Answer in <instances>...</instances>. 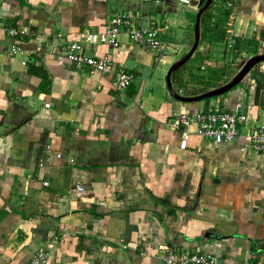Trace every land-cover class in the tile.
Returning a JSON list of instances; mask_svg holds the SVG:
<instances>
[{
  "label": "crops",
  "instance_id": "crops-1",
  "mask_svg": "<svg viewBox=\"0 0 264 264\" xmlns=\"http://www.w3.org/2000/svg\"><path fill=\"white\" fill-rule=\"evenodd\" d=\"M189 1L0 0V264H28L39 247L46 264H163L164 245L264 264V155L244 138L264 124V61L222 95L175 99L166 73L194 41L200 6ZM211 3L213 20L218 9L228 15L212 25L225 40L201 39L200 23L195 51L171 79L181 95L203 86L190 77L201 67L239 70L233 55L253 53H234L236 37L257 40L264 53V0ZM120 12L157 28L165 49L124 33L116 47L80 38ZM12 27L24 33L11 36ZM72 42L107 57L105 69L77 68L66 57ZM12 45L19 50L10 55ZM121 73L132 76L122 91L113 85ZM214 108L248 117L230 142L201 138L195 123L185 138L173 124Z\"/></svg>",
  "mask_w": 264,
  "mask_h": 264
},
{
  "label": "built area",
  "instance_id": "built-area-1",
  "mask_svg": "<svg viewBox=\"0 0 264 264\" xmlns=\"http://www.w3.org/2000/svg\"><path fill=\"white\" fill-rule=\"evenodd\" d=\"M189 3V0H180ZM228 4L230 0H228ZM11 36L23 34V30L9 28ZM124 33L129 39L150 50L161 51L165 49V44L158 38L157 28L143 27L140 21L130 13H115L112 15L108 26L103 31L91 32L83 31L80 38L87 44L106 43L113 47L119 45V36ZM18 46L12 45L8 53H17ZM66 57L75 64L77 68L88 67L93 70L102 71L107 66L108 59H96L83 52L80 42H72L68 45ZM132 82V76L121 73L114 80L113 85L117 90H124ZM248 117L243 113L230 110L210 109L205 112H197L191 115L182 113L173 122L177 127H181L186 138L190 132L189 127L195 123V133L201 138L213 140L216 143H226L233 140L238 134L240 123L247 122ZM246 142L252 148L264 155V124L251 126L244 134ZM55 157L60 158V153H55ZM52 158L48 155V160ZM47 185V182H43ZM81 189V187H78ZM161 260L163 264H228L221 262L215 256L207 253H190L180 251L170 246H161ZM48 251L46 247H39L32 255L28 264H46Z\"/></svg>",
  "mask_w": 264,
  "mask_h": 264
},
{
  "label": "trees",
  "instance_id": "trees-1",
  "mask_svg": "<svg viewBox=\"0 0 264 264\" xmlns=\"http://www.w3.org/2000/svg\"><path fill=\"white\" fill-rule=\"evenodd\" d=\"M204 2H205V0H199L198 1L199 6L200 7L203 6ZM211 6H212V3L201 14V18H200V23H201V27H202L201 39H207L208 41L222 42V41L225 40L226 31L223 28H222L221 31H217L215 29L216 27H213V26H219V24H222V19H224L228 15H227V13L224 10L218 9V13H217L218 17H217L216 20H213L214 14L212 12ZM216 34H219V35H216ZM259 48H260V45L258 44V41L255 40V39H240V38L236 37L234 45L232 47V50L236 54H237V52H242V51L252 52L253 54H257L259 52ZM187 62L184 65H182L179 69L175 70L171 74V79L172 80L177 78L178 71H180L181 69L185 68V66L187 65ZM203 68L201 67V69L204 71V73L202 72V70L200 71V67L198 66L197 70H199V72H202V73L198 74V75L190 74V77L193 80H195V82L197 84L203 85L200 89H198L196 91H192L191 92L192 95H197L199 93H202V92L206 91L207 89L217 87V86L221 85L222 81L226 82V80H223L224 76L233 75V72L229 73V74L225 73L226 72V70H225L226 67L217 68V69L216 68H211V67H203ZM40 75L42 77H44V74L41 73V72H40ZM180 85H182V83ZM186 93L188 94V92H186ZM207 99H209V98H207ZM252 251L254 253L257 252V250L254 249V248L252 249Z\"/></svg>",
  "mask_w": 264,
  "mask_h": 264
},
{
  "label": "water",
  "instance_id": "water-1",
  "mask_svg": "<svg viewBox=\"0 0 264 264\" xmlns=\"http://www.w3.org/2000/svg\"><path fill=\"white\" fill-rule=\"evenodd\" d=\"M212 1L213 0H205L203 6H201L196 13L195 23H194V41H193L191 48L189 49V51L184 56H182L181 58H179L178 60L173 62L170 65V67L166 73V85H167V88H168L170 94L175 99L183 101V102L199 101L202 99H206V98H210V97H214V96H219V95H222V94L228 92L233 87H235L248 74V72L255 65L264 61V53H258V54L251 55L250 57H248L243 62V64L239 68V70L231 77V79L229 81H227V82H225V83H223V84H221L215 88L206 90V91H204L200 94H197V95L185 96V95H181L180 93H177L173 89L172 83H171V74L175 70H177L179 67L184 65L189 60V58L191 57L193 52L195 51V49L198 45L199 38H200V17H201V14L209 7V5L211 4Z\"/></svg>",
  "mask_w": 264,
  "mask_h": 264
},
{
  "label": "rangeland",
  "instance_id": "rangeland-1",
  "mask_svg": "<svg viewBox=\"0 0 264 264\" xmlns=\"http://www.w3.org/2000/svg\"><path fill=\"white\" fill-rule=\"evenodd\" d=\"M225 52V51H224ZM241 58V60H240V64H243V62L244 61H242L243 59H244V57L243 56H239L238 54L236 55V58H235V54L233 55V57H232V61L231 62H229V65H230V67H231V69H232V71L233 70H235L236 68H238L239 66H240V64H238L239 62H237V58Z\"/></svg>",
  "mask_w": 264,
  "mask_h": 264
}]
</instances>
